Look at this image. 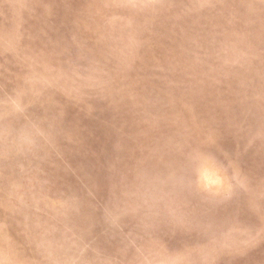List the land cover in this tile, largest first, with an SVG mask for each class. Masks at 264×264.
<instances>
[{
  "label": "rangeland",
  "instance_id": "374dc122",
  "mask_svg": "<svg viewBox=\"0 0 264 264\" xmlns=\"http://www.w3.org/2000/svg\"><path fill=\"white\" fill-rule=\"evenodd\" d=\"M0 264H264V0H0Z\"/></svg>",
  "mask_w": 264,
  "mask_h": 264
}]
</instances>
